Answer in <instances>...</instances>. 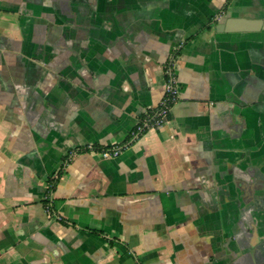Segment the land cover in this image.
I'll list each match as a JSON object with an SVG mask.
<instances>
[{
	"label": "crops",
	"instance_id": "obj_1",
	"mask_svg": "<svg viewBox=\"0 0 264 264\" xmlns=\"http://www.w3.org/2000/svg\"><path fill=\"white\" fill-rule=\"evenodd\" d=\"M227 19L264 0H0V264H264V29Z\"/></svg>",
	"mask_w": 264,
	"mask_h": 264
},
{
	"label": "built area",
	"instance_id": "obj_2",
	"mask_svg": "<svg viewBox=\"0 0 264 264\" xmlns=\"http://www.w3.org/2000/svg\"><path fill=\"white\" fill-rule=\"evenodd\" d=\"M167 75L169 79L167 80L165 94L160 105L155 110L146 113V115L136 123L127 141L99 149L98 152L101 157L108 159L120 156L123 150L129 148L132 143L136 142L146 131L151 128L160 127L166 121L171 112L172 105L178 100L180 95V88L170 70L167 71Z\"/></svg>",
	"mask_w": 264,
	"mask_h": 264
},
{
	"label": "water",
	"instance_id": "obj_3",
	"mask_svg": "<svg viewBox=\"0 0 264 264\" xmlns=\"http://www.w3.org/2000/svg\"><path fill=\"white\" fill-rule=\"evenodd\" d=\"M244 25L240 28L238 26L237 28L234 25V21L232 19H227L225 22L219 23L217 25L218 31H235V30H260L264 29V21H243ZM257 24V25H256Z\"/></svg>",
	"mask_w": 264,
	"mask_h": 264
},
{
	"label": "trees",
	"instance_id": "obj_4",
	"mask_svg": "<svg viewBox=\"0 0 264 264\" xmlns=\"http://www.w3.org/2000/svg\"><path fill=\"white\" fill-rule=\"evenodd\" d=\"M167 78L169 79V76H168V75H167ZM96 148H97V147H96ZM97 149H100V148H97ZM80 150H83V149H80ZM61 173H62V169L58 172V177L61 175ZM58 177L53 178V179L50 180V183H51L50 191H51V190H54L55 185H56V182H57V180H58Z\"/></svg>",
	"mask_w": 264,
	"mask_h": 264
}]
</instances>
